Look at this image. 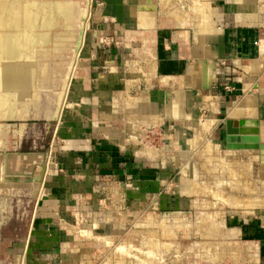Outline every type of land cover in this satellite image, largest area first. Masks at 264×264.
<instances>
[{"label":"crops","instance_id":"1","mask_svg":"<svg viewBox=\"0 0 264 264\" xmlns=\"http://www.w3.org/2000/svg\"><path fill=\"white\" fill-rule=\"evenodd\" d=\"M93 1L91 17L86 18L92 36L97 32L98 41L106 44H99L94 49L89 45L83 51L85 58L99 60L89 61V71L97 77L92 80V85L91 75H88L78 85L70 86L75 68L71 69L63 105L66 109L63 115L60 112L59 118L57 115L44 179L35 199L38 205L35 217L41 220L57 217L59 205L68 208V204L86 200L87 196L83 195L93 191L102 175L114 182L125 179L127 174L138 179L137 171H131V166L138 160L132 156L136 155L134 150H138V138L144 134L142 128L154 126L157 132L166 136L170 125H177L176 128L181 130L203 125L209 121L202 120V114L207 112L211 128L218 129L219 114L224 115L225 122L228 119H255L260 131L264 127V0H208L214 10L210 12L211 16L208 13L203 18L192 12L191 0H175L177 10L171 9L172 13L162 0ZM87 13L90 16L89 10ZM140 13L148 15L145 22L137 17ZM184 16L189 19L186 21ZM66 28L63 21L55 18L49 28L34 31L32 42L27 41V37L22 38V81L7 88L3 94L7 97L6 110L1 112L0 120L23 124L22 132L8 134L7 142H4L8 148L18 146L20 150L19 153L15 151L18 156L12 151L7 152V178L11 183L20 181L21 184L24 180L27 188H32L29 181L41 170L44 155L41 152L42 129L38 123L49 125L56 106V91L63 85L62 77L59 84L57 66L51 71L49 64L40 61L38 54L42 49L54 47L53 43L57 44L54 30L66 32ZM8 32L7 35L12 36L14 30ZM71 52L73 54V48ZM71 58L73 60V56ZM147 60L154 63L152 71L148 69ZM254 62L262 67L260 71L247 70ZM101 63L104 72L98 73L96 67ZM198 63L207 65V89L202 88L203 65ZM196 66L198 70L201 67L195 74L198 84H194L197 82L193 73ZM48 89V95L43 93ZM203 90H208V94L203 95ZM179 94L185 100L183 103L178 99L176 103L180 102L182 115L190 114V118L179 117L171 110ZM233 94L235 101H229V95ZM57 96L59 101V93ZM206 96L212 99L206 101ZM248 96L253 99L254 113L249 114L242 106L241 114L234 116L236 106ZM134 99L133 115L129 117L128 102ZM31 121L34 124L28 125ZM146 136L150 137L147 133ZM59 138L63 139L66 148L54 150ZM13 140H16V146L11 145ZM140 151L150 153L141 148ZM123 166L125 172L121 170ZM157 178L151 175L142 184L153 187ZM119 184L123 191V184ZM129 191L136 198V192ZM92 197L97 201L98 195ZM42 224L40 233L47 223Z\"/></svg>","mask_w":264,"mask_h":264},{"label":"rangeland","instance_id":"2","mask_svg":"<svg viewBox=\"0 0 264 264\" xmlns=\"http://www.w3.org/2000/svg\"><path fill=\"white\" fill-rule=\"evenodd\" d=\"M200 1L205 3L206 0ZM28 2L32 1L17 0L13 7L21 10ZM37 2L49 4L53 9L45 17L50 21L40 28H49L55 18L63 21L67 27L66 32L54 30L58 42L52 45L56 49L51 46L38 54L40 61L49 64L51 71L57 66L59 84L62 80L63 85L56 91L59 93V118L60 112L63 115L66 109L63 105L71 69L75 68L70 86L78 85L88 75H91L92 85L97 77L90 73L89 61L99 60L96 57L85 58L83 51L89 45L94 49L106 43L98 41L97 32L92 36L89 25L86 29L89 24L86 17H91L93 0ZM58 2L64 3L65 7L62 6L57 13ZM173 3L176 7L175 0ZM195 7L191 9L193 13L198 8ZM2 30L7 33L11 29ZM81 30L84 36L78 43ZM42 37L39 39L41 42ZM102 67V63L97 65L98 73L104 72ZM207 91L203 90L202 94L207 95ZM49 92V89L43 91L47 95ZM235 97V94L229 95V101H235ZM183 98L182 101L185 100ZM211 99V96L204 98L206 101ZM133 102L135 100L128 102L129 117L133 115ZM251 102L248 100L246 103ZM246 103L245 106H248ZM244 108L251 111L249 114L254 113L255 106ZM171 110L181 117L172 106ZM203 116V122L209 120L203 125L196 124L189 130L170 125L166 136L157 132L154 126L142 128L144 134L138 138V150H134L136 155L132 156L138 160L132 162L131 166V171H137L138 179L134 180L127 174L125 179H115L117 182H114L102 175L101 180L93 186V191L83 195L87 196L86 200L68 204V208L59 205L57 217L42 220L35 217L38 205L33 201L36 199L33 178L29 181L32 188H27L24 180L21 184L20 181L11 183L7 178V152L12 151L13 155H17L20 150L18 146L8 148L4 142H7L8 134L22 132L23 124L0 120V264H17L19 261L21 264H264V166L259 165V155L255 150L233 151L225 148L224 115H217L218 129L210 127L208 112ZM183 117L190 118V114ZM30 123L34 124L31 121L28 125ZM38 124L43 135L41 152L48 154L49 125L43 122ZM263 133L264 127H261L259 137ZM15 141L11 145L16 146ZM62 142L63 139L59 138L54 150L66 148ZM140 148L150 153H142ZM10 157L12 159L13 156ZM121 170L125 172V166ZM151 175L158 177V186L156 183L153 187L142 184ZM119 183L123 184V191ZM195 183L209 188L210 192L219 193L225 199L228 196L242 200L257 197L259 202L245 209L231 207L220 196L216 200L217 196L211 193L198 192ZM129 190L136 192V198ZM94 195H98L97 201L95 197L91 198ZM42 222L47 224L40 233ZM121 246L124 247L122 253L118 249Z\"/></svg>","mask_w":264,"mask_h":264},{"label":"bare ground","instance_id":"3","mask_svg":"<svg viewBox=\"0 0 264 264\" xmlns=\"http://www.w3.org/2000/svg\"><path fill=\"white\" fill-rule=\"evenodd\" d=\"M2 1V5L0 6V114L1 112L5 111L6 108H5V105H6V98L4 95H5V90L13 85H16V83H18L19 81L21 82L22 79H21V70H22V63H21V49H22V38L24 37H27V41L29 42H32L34 40L33 38V33L35 31V28H40V27H44V25L47 24V21H50V19L48 18H45L48 13H50V10H53L51 8V5L49 4H40L39 2L36 3L37 0H30L32 2H28L25 4V7L24 8H21V10H18V9H14L13 5H14V2H16L17 0H1ZM163 2L165 1V3L167 5H169V7L171 9H176L174 6H173V0H162ZM205 1V0H203ZM202 1V2H203ZM201 2L200 0H192V7L191 9L193 8H196L195 6H198V12H197V9L195 12H197L198 14L200 13V15H202V18H203V15L205 16L206 14H211L210 12H213L212 10H214L213 8L211 9L210 5H209V2L208 0L205 1V3H199ZM64 3H61V2H58L57 3V13L61 11L62 9V6H63ZM65 6H63L64 8ZM177 10V9H176ZM175 10V13L178 12ZM194 10V9H193ZM167 13V12H166ZM172 13V11H171ZM50 15V14H49ZM179 15V14H178ZM197 15V14H196ZM147 14L145 13H140L137 15V17L141 20V22H145L146 19H147ZM176 16V15H175ZM200 17V16H198ZM188 18V17H187ZM189 19V18H188ZM187 19V20H188ZM208 19V18H207ZM186 20V18H185ZM186 20V21H187ZM199 20V18H198ZM204 20V19H203ZM84 21V20H83ZM202 21V19H201ZM85 22V21H84ZM198 23H200L198 21ZM210 24V23H209ZM204 25V24H203ZM88 26V24H87ZM87 26H86V29H87ZM199 26V25H198ZM209 26H207V29H208ZM3 28H8V29H11V31L14 30V32L12 33V36H8L7 34L9 33L8 31L10 30H7V33H5L6 31H3L2 29ZM201 28V27H199ZM201 30V29H200ZM209 32V31H208ZM200 37V36H199ZM38 39H36L37 41ZM201 42V41H200ZM201 48V47H200ZM200 50V49H199ZM17 51V52H16ZM16 52V54H15ZM23 53V52H22ZM145 60V59H144ZM148 61V69L150 68H153L154 67V63L150 60H147ZM199 64V63H198ZM197 64V65H198ZM202 64V63H201ZM199 64V66L201 65ZM262 64V63H261ZM203 65V64H202ZM201 65V66H202ZM146 67V66H145ZM207 67V65H206ZM264 67V66H263ZM201 69V67H198ZM203 68V67H202ZM262 67L259 66V63L258 62H254L252 67L248 68L247 70L248 71H253V72H258L261 70ZM148 69H146L148 71ZM199 69V70H200ZM199 70L197 69V66H196V71L194 69L193 73L194 75L196 73H199ZM203 70V69H202ZM201 70V72H202ZM209 70V68H208ZM152 71V69H151ZM209 72V71H208ZM207 72V73H208ZM147 73V72H146ZM150 73V72H149ZM197 75V74H196ZM195 75V77H196ZM193 76V75H192ZM200 77H198L199 79ZM182 79V78H181ZM193 79V78H192ZM196 80H197V77H196ZM183 82V81H182ZM181 82V83H182ZM194 82L195 81V78H194ZM15 83V84H14ZM200 83V82H199ZM194 84H198V80L196 83ZM208 85V83H207ZM39 86H37L38 88ZM27 89V88H26ZM36 92V91H35ZM24 93V92H23ZM29 93V92H28ZM4 94V95H3ZM181 94V92H180ZM178 95L177 98H175V100L173 101V104H172V107L174 110H178L179 111V115L180 116H184L182 115V108L180 107L181 105H179L178 103H180L182 100L181 99H184L183 98V95ZM171 95V94H170ZM30 97V96H29ZM24 98V97H23ZM249 98V96L247 97ZM251 98V97H250ZM22 99V98H21ZM172 99V98H171ZM170 99V100H171ZM179 101L178 103H176V101ZM135 100V99H134ZM247 101L250 100V99H246ZM245 99L242 101V104L241 105H238L236 106V109L235 110H238L236 111V113L233 115L234 116H238L241 114V112L243 111V107H249V105H252V107L254 106V104L251 102L249 105L246 103ZM253 100V99H251ZM38 102V101H37ZM184 103V101H183ZM245 103L246 105L248 106H245ZM31 105V104H30ZM34 105V104H33ZM184 106V105H183ZM243 106V107H242ZM35 107V106H34ZM38 107V106H37ZM242 107V108H241ZM25 108V107H24ZM251 108V106H250ZM249 108V109H250ZM241 109V111L239 112V110ZM248 112V111H247ZM251 112V111H249ZM248 112V113H249ZM184 113V112H183ZM35 114V113H34ZM134 118V117H133ZM154 121V120H153ZM228 128L232 131L236 130L238 131L239 133L241 134H252V135H258L259 136V123L255 120V119H241V120H234L232 122H228ZM260 139H263L264 140V133L262 134L261 137H259V140ZM261 142V141H260ZM262 143V142H261ZM209 145V144H208ZM211 147V146H210ZM209 147V148H210ZM233 151H238V150H233ZM257 151V150H255ZM258 152V155H259V151ZM203 155V154H202ZM209 164V163H208ZM259 164L264 166V163H261L260 162V155H259ZM203 167V166H202ZM210 167V166H209ZM208 168V167H207ZM217 171V170H216ZM231 171V170H230ZM235 173V172H234ZM248 176V175H247ZM197 177V176H196ZM218 181V180H217ZM230 183V182H229ZM192 184V183H191ZM247 184V183H246ZM194 185V184H193ZM195 185L197 186L196 188L198 189V192H203V193H211L212 196H217L214 197L217 199H220L218 196H222V195H219V193L215 192V191H212L210 192L207 187L205 186H202L201 184H196ZM195 189V188H194ZM188 190V189H187ZM189 191V190H188ZM193 191V190H192ZM238 191V190H237ZM190 192V191H189ZM191 193H194V192H191ZM257 196V195H256ZM221 198H224V197H221ZM225 200V203L231 207H241V208H246V207H250L252 206V203H255V202H259V199L257 197L255 198H252V199H238V198H235V197H227L226 199L224 198ZM223 199L221 201H224ZM262 202V201H261ZM257 205V204H255ZM261 205V204H260ZM210 225V224H209ZM168 232V231H167ZM206 232V231H205ZM164 233V232H163ZM172 233V232H171ZM169 234V233H168ZM205 247V246H204ZM212 247V246H211ZM214 247V245H213ZM119 250H121V253H122V250L124 251V247L121 246L118 248ZM221 250V249H220ZM127 251V250H126ZM236 258V257H235ZM214 259V258H213ZM216 259V258H215ZM17 264H20V262H18ZM65 264V263H64Z\"/></svg>","mask_w":264,"mask_h":264},{"label":"water","instance_id":"4","mask_svg":"<svg viewBox=\"0 0 264 264\" xmlns=\"http://www.w3.org/2000/svg\"><path fill=\"white\" fill-rule=\"evenodd\" d=\"M89 25V24H88ZM89 26H87L88 29ZM82 37V30L78 34V43L80 42ZM77 43V44H78ZM73 56V54H72ZM202 88L207 89L209 88L208 83V76L206 71V63L203 64V76H202ZM58 93H56V106L54 108V111L51 116V121L49 122V132H48V143H50L51 138L53 136V132L56 126V120L58 115ZM233 120H226L225 122V148L227 150H257L259 151L260 155V162L264 163V143L260 142L258 135H250V134H241L238 131L230 130L228 128V122H232ZM46 159H47V153L43 156L42 166L41 170L39 172H36V176L33 177L34 183V191L35 196L37 195V189L39 187V184L43 181L45 171H46ZM35 201V199L33 200Z\"/></svg>","mask_w":264,"mask_h":264}]
</instances>
